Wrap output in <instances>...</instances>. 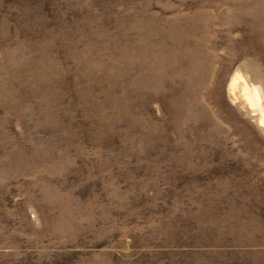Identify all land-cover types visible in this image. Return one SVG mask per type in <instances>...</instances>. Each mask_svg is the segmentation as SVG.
Wrapping results in <instances>:
<instances>
[{
	"label": "rangeland",
	"instance_id": "rangeland-1",
	"mask_svg": "<svg viewBox=\"0 0 264 264\" xmlns=\"http://www.w3.org/2000/svg\"><path fill=\"white\" fill-rule=\"evenodd\" d=\"M0 264H264V0H0Z\"/></svg>",
	"mask_w": 264,
	"mask_h": 264
}]
</instances>
